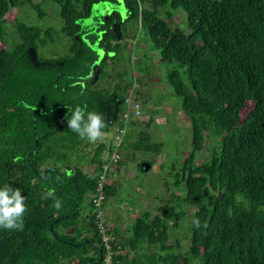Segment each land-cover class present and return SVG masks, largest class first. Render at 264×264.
I'll use <instances>...</instances> for the list:
<instances>
[{"label": "trees", "instance_id": "16d2710c", "mask_svg": "<svg viewBox=\"0 0 264 264\" xmlns=\"http://www.w3.org/2000/svg\"><path fill=\"white\" fill-rule=\"evenodd\" d=\"M99 2L111 12L87 22ZM122 2L125 17L117 10L120 0H45V7L33 0H0V187L19 188L27 206L22 231L0 229V264L66 263L62 259L100 264L108 251L123 264H264V0ZM54 4L58 16L52 25L25 22L20 13L30 5L43 20L46 5ZM15 8L17 16L9 19ZM175 14L181 15L179 22ZM129 25L131 39H144L148 51L133 61L127 56L129 66L112 77L108 63L126 58L122 41ZM60 34L65 50L42 54L48 45L57 47ZM154 53L156 75L181 98L190 119L192 146L174 176L180 194L172 193L156 213L137 217L130 237L110 224L107 249L97 230L93 195L99 189L106 197L115 195L109 170H119L136 152L158 156L163 145L152 141L147 129L162 110L164 94L155 99L145 94L147 104L155 102L146 121L134 112L127 120L121 116L133 89L142 115L140 73L147 77L152 71L148 62ZM117 100L116 121L103 129L114 127L116 143L99 141L90 154L85 149L91 142L64 120L66 105L106 119ZM207 138L215 145L198 161ZM114 152L122 157L111 161ZM153 163L137 167L149 171ZM86 165H93L94 173H87ZM49 190L61 209L44 198ZM186 209L188 246L182 252L179 241L173 245L169 238Z\"/></svg>", "mask_w": 264, "mask_h": 264}, {"label": "rangeland", "instance_id": "374dc122", "mask_svg": "<svg viewBox=\"0 0 264 264\" xmlns=\"http://www.w3.org/2000/svg\"><path fill=\"white\" fill-rule=\"evenodd\" d=\"M33 2L45 7L43 5L45 4V0H33ZM120 2L121 5L118 6L117 10L120 11V13L125 17V7L122 0H120ZM54 6L56 10L52 6L46 5L45 9L48 17L46 18L45 16L43 20L39 18L38 11L30 5H25L24 8L20 10V13L25 15V22L29 23L35 20V24L44 22L45 25H52L54 19H57L58 16V12H56V4H54ZM18 12L19 9H12L7 17L11 19L13 16H17ZM110 12L111 9L109 8V5L104 6V4L101 2L96 3L93 6V12L91 16L88 17L86 21L93 22L94 15L106 17ZM173 18L176 22H179L181 15L175 14ZM94 27H96V25ZM130 27L131 25L127 26V32L125 34L124 40L122 41L124 55L126 58L124 56L122 57L121 55L119 57L120 60L115 65L108 63V70L111 71L112 77H116L117 71L120 72L123 70V68L129 66L130 61L127 56L131 55V60L133 61L137 55L141 57V54H143L144 51H148V48L143 42L144 39L138 40V43H136V40L131 39L132 37L129 36V32L131 31H129ZM57 28H59L58 25ZM143 33V29L138 30V37L139 35L143 36ZM66 41L67 40L60 34L56 44H54L57 47L48 45L46 48L40 50V52L42 54H51L53 52L56 55L61 54L65 50ZM131 46L133 49L132 51ZM148 54L150 53L148 52ZM153 55L155 56L152 57L151 62L150 59L148 62V65L150 66L149 70L152 71L147 77H145L143 73H140L142 76V83L139 85V89L142 92L140 101L143 104V112L140 120L146 121L150 115L149 109L155 108V105H153L155 102H151L152 105L150 102V104H147L148 100L145 94L149 92L151 97L154 99L158 97L159 93L164 94L165 98L160 104L162 110L153 115V121L150 123V126L147 129L151 133L152 141L163 143L161 152L158 156H155V154L151 151L136 152L134 154L133 160L126 161L119 168V170H115L114 173L109 171L107 174L108 181L117 188V192L115 195L110 197H106L104 195L100 202V205H105L103 211L104 219L107 225L109 226L112 224L115 227H119L123 235L126 237L131 236V230L129 231V228L131 229V226L137 217H144V214H146L147 210H150L152 213H156L157 206L165 200L172 198V193L180 194L178 188L173 185V182L176 179L174 176L176 172H179L181 169L183 160L189 155L192 146V130L190 119L182 113L181 98L176 96L173 92L170 94L168 87L160 79L159 74L156 75L158 69V57L156 56V53ZM146 60L147 59L144 61ZM156 108L158 109V105H156ZM113 129L114 127H111L109 131L104 132V138L100 141H103L107 145L112 144L115 137L113 136ZM115 143L116 139L113 145H115ZM98 144L99 141L90 143L85 151L90 152V154L93 153L95 147ZM214 145L215 142L207 138L204 149L200 152V158L198 161H201L203 158H205L209 153V148ZM125 153L126 152H123V154ZM102 157L107 159L109 157L108 152L106 151ZM121 157L122 154H120V158ZM150 159H155V163H153L152 168L149 171L148 169H141L137 167L139 162L141 164V162ZM83 169L87 173H94L93 165H86L83 167ZM87 209L88 208H85L83 212H86ZM186 212L187 214L183 218V223L181 224L179 230H171L169 238V243L173 245H175V241H179V250L182 252H185L188 246L187 237L189 210L186 209ZM95 222L99 232L97 219ZM62 260H65L64 262L66 263L64 264L76 263V260L69 263L68 259ZM191 264L197 263L192 261Z\"/></svg>", "mask_w": 264, "mask_h": 264}, {"label": "clouds", "instance_id": "9594fccd", "mask_svg": "<svg viewBox=\"0 0 264 264\" xmlns=\"http://www.w3.org/2000/svg\"><path fill=\"white\" fill-rule=\"evenodd\" d=\"M133 91L134 89L129 95L134 100ZM66 106L67 113L64 117V120L72 132L78 134L81 140H86L91 143L103 140V129L107 127V123L102 114L95 111H87L86 107L81 108L77 106L72 108L68 105ZM141 116L142 115L138 117L141 118ZM107 163L109 164L110 162ZM44 198H51L53 200V207H55L57 210L61 209L62 202L55 198V195L52 191H47ZM25 199V196L22 195V192L19 188H12L7 184H5L3 187H0V229L18 231L23 230L24 215L27 211ZM192 223L197 228L201 227V223L198 218L194 217ZM203 227L207 228V223H205Z\"/></svg>", "mask_w": 264, "mask_h": 264}, {"label": "built area", "instance_id": "2783aa9c", "mask_svg": "<svg viewBox=\"0 0 264 264\" xmlns=\"http://www.w3.org/2000/svg\"><path fill=\"white\" fill-rule=\"evenodd\" d=\"M126 103L127 105L122 112V117L124 119L127 120L130 117V112H134L136 116H140L139 105L138 103H133V98L130 95L126 98ZM116 138L118 140L116 146H118L120 144L118 139L119 136H116ZM119 157H120L119 153L114 152L112 160L116 161L117 159H119ZM108 165L109 164H105L104 173H102L103 175H101L99 179V186H101L102 182L105 179V173L107 171ZM103 196H104V191L99 189L98 192L95 195H93L92 203H94V205L96 206V219H97L99 232L101 234L103 241L106 242L107 249H109L110 245L108 244V240L110 239V236L107 234L108 225L104 219V211H103L104 208H102L100 205ZM100 264H123V263L119 260H114L112 253L108 251L103 261Z\"/></svg>", "mask_w": 264, "mask_h": 264}, {"label": "water", "instance_id": "95a60500", "mask_svg": "<svg viewBox=\"0 0 264 264\" xmlns=\"http://www.w3.org/2000/svg\"><path fill=\"white\" fill-rule=\"evenodd\" d=\"M117 36L120 37V34L118 33ZM33 55H34V51H33ZM117 114H118V100L113 105H111V107L108 109L106 113L105 120H106L107 125H112L116 121ZM144 166L147 167L148 165L146 164Z\"/></svg>", "mask_w": 264, "mask_h": 264}, {"label": "crops", "instance_id": "0c3cea01", "mask_svg": "<svg viewBox=\"0 0 264 264\" xmlns=\"http://www.w3.org/2000/svg\"><path fill=\"white\" fill-rule=\"evenodd\" d=\"M164 103V102H163ZM182 113H183V111H182ZM184 114V113H183ZM157 116V115H156ZM109 171H112V169L111 170H109ZM115 172V171H114ZM114 172H112V173H114Z\"/></svg>", "mask_w": 264, "mask_h": 264}, {"label": "flooded vegetation", "instance_id": "af4514ba", "mask_svg": "<svg viewBox=\"0 0 264 264\" xmlns=\"http://www.w3.org/2000/svg\"><path fill=\"white\" fill-rule=\"evenodd\" d=\"M104 167H105V164H104Z\"/></svg>", "mask_w": 264, "mask_h": 264}]
</instances>
